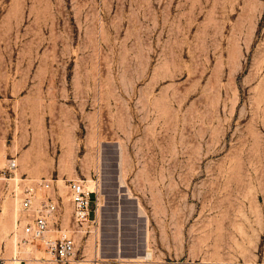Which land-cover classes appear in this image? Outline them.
I'll return each mask as SVG.
<instances>
[{"label":"rangeland","instance_id":"rangeland-1","mask_svg":"<svg viewBox=\"0 0 264 264\" xmlns=\"http://www.w3.org/2000/svg\"><path fill=\"white\" fill-rule=\"evenodd\" d=\"M21 178L65 227L97 184L70 264H264V0H0V257L40 264Z\"/></svg>","mask_w":264,"mask_h":264},{"label":"built area","instance_id":"built-area-1","mask_svg":"<svg viewBox=\"0 0 264 264\" xmlns=\"http://www.w3.org/2000/svg\"><path fill=\"white\" fill-rule=\"evenodd\" d=\"M17 168L16 160L10 159L3 175H13ZM20 191H12L11 197L20 201L22 210L29 212L17 222L23 224L21 247H33L42 252L46 259L35 258L40 264H70L77 246V236L86 227L99 226V198L94 190L86 187L84 180H69L67 191L71 202V220L63 226L59 202L48 192L51 188L46 180L31 181L20 179ZM31 214V215H30ZM23 260L0 257V264H22Z\"/></svg>","mask_w":264,"mask_h":264},{"label":"bare ground","instance_id":"bare-ground-1","mask_svg":"<svg viewBox=\"0 0 264 264\" xmlns=\"http://www.w3.org/2000/svg\"><path fill=\"white\" fill-rule=\"evenodd\" d=\"M89 188H90V190H94L96 193H97V195H99V190H98V187H97V184H94V185H92V186H89ZM99 211V210H98ZM100 222V221H99ZM17 224V223H16ZM99 225H100V223H99ZM99 231V227H95L94 228V233L95 234H97V232ZM150 258V253L149 252H147L146 253V256H145V259L147 260V259H149Z\"/></svg>","mask_w":264,"mask_h":264}]
</instances>
